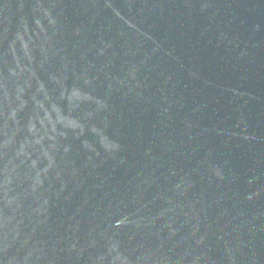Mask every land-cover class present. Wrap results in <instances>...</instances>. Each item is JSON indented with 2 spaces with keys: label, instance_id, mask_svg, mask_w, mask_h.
Listing matches in <instances>:
<instances>
[{
  "label": "water",
  "instance_id": "water-1",
  "mask_svg": "<svg viewBox=\"0 0 264 264\" xmlns=\"http://www.w3.org/2000/svg\"><path fill=\"white\" fill-rule=\"evenodd\" d=\"M0 264H264V0H0Z\"/></svg>",
  "mask_w": 264,
  "mask_h": 264
}]
</instances>
